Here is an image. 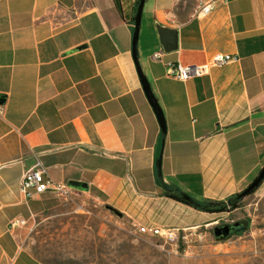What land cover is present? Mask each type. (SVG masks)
Masks as SVG:
<instances>
[{"label":"crops","instance_id":"crops-1","mask_svg":"<svg viewBox=\"0 0 264 264\" xmlns=\"http://www.w3.org/2000/svg\"><path fill=\"white\" fill-rule=\"evenodd\" d=\"M138 1L0 0V264H44L25 245L28 230L69 201L21 193L37 160L71 200L92 196L137 230L183 231L197 244L187 254L198 244L249 251L238 240L206 243L242 208L210 214L167 197L157 161L163 150V183L196 201L226 202L264 168V0H217L200 17V0H145L137 56L165 115L164 147L133 55ZM157 24L178 30L177 51L164 52ZM219 54L238 59L187 82L167 76L168 63ZM254 195L264 222V182Z\"/></svg>","mask_w":264,"mask_h":264},{"label":"rangeland","instance_id":"rangeland-1","mask_svg":"<svg viewBox=\"0 0 264 264\" xmlns=\"http://www.w3.org/2000/svg\"><path fill=\"white\" fill-rule=\"evenodd\" d=\"M142 34L141 30L140 37ZM68 200L43 223L37 222L28 230L25 245L44 264H264V222L254 218L258 210L255 213L249 206L257 202L254 194L242 202L240 211L219 221L247 222V230L227 240L250 245L242 254L203 247L206 244H198L187 254L184 246L177 250L174 244L140 234L128 220L116 216L92 196ZM210 235L206 243L216 245L213 232Z\"/></svg>","mask_w":264,"mask_h":264},{"label":"built area","instance_id":"built-area-1","mask_svg":"<svg viewBox=\"0 0 264 264\" xmlns=\"http://www.w3.org/2000/svg\"><path fill=\"white\" fill-rule=\"evenodd\" d=\"M217 0H200L199 8L196 12L198 17L207 16L214 8ZM163 57V52H157L154 58L160 60ZM236 56L219 54L215 56L209 64H188L182 65L179 63L167 64V76L174 78L180 82H187L194 78L208 75L210 70L215 67H224L227 64L237 61ZM20 191L27 200L35 195H41L48 191H53L59 196L69 199L70 193L67 185L55 183L47 176V172L42 162L37 160L34 166L26 169L20 180ZM234 221H232L233 223ZM26 224L24 220H15L11 222L12 228H18ZM138 232L142 235L158 238L166 243L174 244L177 250L184 246L186 251L191 247V240L188 235L178 229L163 228V227H138Z\"/></svg>","mask_w":264,"mask_h":264},{"label":"water","instance_id":"water-1","mask_svg":"<svg viewBox=\"0 0 264 264\" xmlns=\"http://www.w3.org/2000/svg\"><path fill=\"white\" fill-rule=\"evenodd\" d=\"M145 5V0H140L138 10L135 16L134 20V35H133V55L134 59L137 65L138 73L141 79V83L143 85L144 91L147 95V98L153 107L158 122L160 124V127L162 129L163 133V147L165 143V137L167 134V123L165 119L164 112L159 104V101L157 100L156 96L153 93L151 84L143 72V69L139 63L138 56H137V47H138V42L140 38V30H141V22H142V14H143V9ZM157 31L159 38L162 43V47L165 53H172L178 50L179 47V38H178V30L166 27L161 24H157ZM84 46L79 47V49H82ZM6 97L2 94H0V104H3L5 102ZM163 155V150L162 153L159 156V159L157 161V173H158V178L163 181V174H162V156ZM264 180V168L261 170L257 178L251 183V185L241 192L239 194V197H246L248 196L251 192H253L255 189L258 188V186L261 184V182ZM70 187L72 189H75L77 191H88L89 187L86 183L83 182H77V181H72L70 182ZM185 200L191 202L192 200L189 196L184 197ZM108 210L113 212L116 216L122 217V214L114 209L111 206H106ZM247 222H237V223H224V224H219L216 225L213 228V235L218 242H224L227 240H230L234 235L239 233V231L244 230L247 227Z\"/></svg>","mask_w":264,"mask_h":264},{"label":"trees","instance_id":"trees-1","mask_svg":"<svg viewBox=\"0 0 264 264\" xmlns=\"http://www.w3.org/2000/svg\"><path fill=\"white\" fill-rule=\"evenodd\" d=\"M139 3H140V0L138 1V5H139ZM134 20H132V21H134ZM263 182H264V180L261 182V184ZM159 184L166 188L167 197H169L173 200H176L178 202L184 203L186 205H189L191 207H194L197 210H201V211H204V212L210 213V214H221V213H225V212L226 213L227 212H233L237 209H240L242 207V202L246 198L252 196L261 186V184H260L257 189H255L253 192H251L248 196H246L244 198L239 197V194H237V195L229 198L226 202H220V201H212V200L196 201L190 197L192 200V204H191V202L184 199V197L188 196L185 193L168 187L160 179H159ZM247 228H245L243 231L247 230Z\"/></svg>","mask_w":264,"mask_h":264},{"label":"flooded vegetation","instance_id":"flooded-vegetation-1","mask_svg":"<svg viewBox=\"0 0 264 264\" xmlns=\"http://www.w3.org/2000/svg\"><path fill=\"white\" fill-rule=\"evenodd\" d=\"M237 222H243V221H234L233 223H237ZM247 227H248V225H247ZM247 227H246V228H247ZM242 231H243V230H242ZM240 232H241V231H239V233H240ZM239 233H237V234H239ZM237 234H236V235H237ZM234 236H235V235H234Z\"/></svg>","mask_w":264,"mask_h":264}]
</instances>
